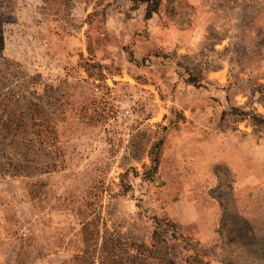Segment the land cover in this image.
<instances>
[{
    "label": "rangeland",
    "instance_id": "1",
    "mask_svg": "<svg viewBox=\"0 0 264 264\" xmlns=\"http://www.w3.org/2000/svg\"><path fill=\"white\" fill-rule=\"evenodd\" d=\"M213 261L264 264V0H0V264Z\"/></svg>",
    "mask_w": 264,
    "mask_h": 264
},
{
    "label": "crops",
    "instance_id": "2",
    "mask_svg": "<svg viewBox=\"0 0 264 264\" xmlns=\"http://www.w3.org/2000/svg\"><path fill=\"white\" fill-rule=\"evenodd\" d=\"M228 161L230 160L228 159ZM254 202H256V200ZM237 204L239 209H243L245 216H247L253 221H256V216L253 211V207H255L254 205H247L245 197H240L237 201ZM212 205V208L208 209L209 212L205 215H202L200 212H198V215L194 216V214L192 215L191 213V215H184L180 218V220H182L184 223L197 224L196 231H198V238L201 239V241L210 242L215 239L216 227L219 217V209L216 202ZM211 264H221V262L213 261Z\"/></svg>",
    "mask_w": 264,
    "mask_h": 264
},
{
    "label": "trees",
    "instance_id": "3",
    "mask_svg": "<svg viewBox=\"0 0 264 264\" xmlns=\"http://www.w3.org/2000/svg\"><path fill=\"white\" fill-rule=\"evenodd\" d=\"M18 122H19V120H18V119L14 120V121L11 123V126H10V127H12V126L16 125ZM1 135H2V134H1ZM254 238H256V239H257V236H256V235H254Z\"/></svg>",
    "mask_w": 264,
    "mask_h": 264
}]
</instances>
